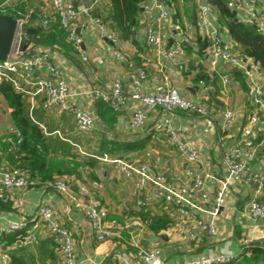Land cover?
Listing matches in <instances>:
<instances>
[{
    "label": "crops",
    "instance_id": "obj_1",
    "mask_svg": "<svg viewBox=\"0 0 264 264\" xmlns=\"http://www.w3.org/2000/svg\"><path fill=\"white\" fill-rule=\"evenodd\" d=\"M68 1L76 6H91L92 14L99 17L109 29L116 31L119 36L117 46L125 55V60L118 61L108 56L96 27L90 25L87 30H78L83 39L82 49L88 57L84 62L66 42L58 20L51 17L49 30H42L40 16L49 11L47 0H25V7L36 9L33 22L28 27L36 33L32 35L28 48L31 53L41 50L48 53L49 62L68 83L74 95L73 102L93 117L94 129L88 134L80 133L71 116L60 114L56 109L46 110L43 107L44 98L36 97L31 101L19 94L24 101L27 119L39 134L36 141L34 137L28 136L30 130L25 134L17 127L12 109L0 94V170L19 168L28 172L37 182V185L28 189L7 190L0 181V194L8 198L7 202L0 200V264L5 255L12 264H57V243L38 216L41 204L52 206L57 220L71 233L76 246L77 264H117L116 255L132 251V238H135L140 247H158L161 259L170 263L195 258L208 248H226L233 254L240 255L241 245L250 234L255 235L254 243L257 247L249 254L243 252L233 264H240L246 257H250L254 249L261 250L258 246L264 243V219L249 218L246 214L252 200L264 199V193L256 194L253 184L246 181L231 184L217 220L220 234L215 238H206L204 244L196 248L183 239L175 219L162 210V204L146 209L135 206V198L131 195L133 180L119 174L113 164L79 153L84 150L99 157L108 155L131 161H140L148 153L147 160L154 170L165 172L169 176L180 175L185 163L184 154L173 145L161 127L163 119L170 118L174 128L184 130L183 141L191 142L203 159L210 161L209 172L217 177L226 174L222 155L236 144L242 128L247 125L253 94L240 71L220 65L214 72H209L206 50L210 40L200 32L195 12L200 1L209 3L210 0H167L172 12V22L165 27L170 40L163 45V49L170 48L181 40L180 30L194 42L198 37L206 39V43H203L206 44L205 49L198 45L190 47L181 42L183 56L180 58L181 64L175 66L161 55L162 47L152 48L146 43L147 28L155 27L157 15L151 0H140L133 24L123 19L120 23L115 22L112 0ZM220 1L227 5L230 0ZM241 3L248 11L264 10V0H257L255 4L251 0H241ZM217 9L214 6L215 13L210 17L212 28L218 31L224 42L231 44L239 53L246 54L244 46L237 43L229 31V20L221 16ZM243 26L250 27L245 24ZM250 59L260 68L258 76L262 78L264 85V69ZM141 71L146 75L144 80H140L144 92L152 93L161 78L167 75L170 85L182 97L204 104L208 115L189 114L179 110L167 114L157 109L148 116L143 130L134 131L130 126L135 109L133 102L119 112H113L109 102L101 98L93 100L87 94L96 89L101 93H108L109 87L115 82L120 83L126 92H131L135 82L139 81L137 75ZM224 72L231 79L228 88L222 85L221 74ZM42 74L46 75L47 70L39 71L38 76ZM226 110L235 113L236 123L228 131H222L221 115ZM255 127L260 130L255 140L258 149L250 169L264 175L263 114ZM15 131L23 136L20 146L16 144ZM25 142L35 146L37 161L23 147ZM62 176L73 177L72 192L77 191L78 185H85L91 190L100 203L106 225L113 233L120 234L121 238L113 236L105 241H98L96 232L83 213L64 205L63 197L47 188L46 183ZM208 188L212 194L217 185L211 180ZM8 221H22L23 230L7 234ZM157 223L163 224L164 228L153 230L152 226ZM131 224L132 227H125ZM30 236L35 237V242L25 243L24 240ZM256 262L264 264V257H258Z\"/></svg>",
    "mask_w": 264,
    "mask_h": 264
},
{
    "label": "built area",
    "instance_id": "obj_2",
    "mask_svg": "<svg viewBox=\"0 0 264 264\" xmlns=\"http://www.w3.org/2000/svg\"><path fill=\"white\" fill-rule=\"evenodd\" d=\"M157 10L155 27H148L146 43L152 48L162 49L161 55L171 62L172 65H180L183 56L181 42L196 47V43L188 36L181 35V40L176 41L170 48L163 45L168 42L169 34L165 31L167 24H171V10L166 0H151ZM257 0H251L255 4ZM25 0H1L0 16H10L15 21V33L12 48L7 59L0 62V84L7 82L16 93L22 97L44 98L43 107L46 110L56 109L58 113L69 115L73 118L76 129L80 133L88 134L94 129V119L86 111L79 109L73 102V93L61 72L49 62L48 53L43 50L31 53L27 47L21 50L22 31L28 28L35 16V7H25ZM48 10L41 14L42 30H49L50 18L58 20L60 29L64 32L65 40L72 49L86 62L88 57L82 49L83 39L78 30H87L90 25L96 27L99 37L104 42L105 53L118 61H124L125 55L118 48L119 36L109 29L100 18L92 14V7L80 4H72L68 0H47ZM234 15L236 22L253 28L258 35L264 36V10H247L241 0H230L227 3ZM215 13L214 7L209 3L197 4L196 19L198 28L204 37L210 40L206 50L209 72H214L220 65L224 68L240 71L246 84L253 94L251 101V115L247 125L242 128L240 137L235 145L224 151L222 165L226 174L217 177L209 172L210 161L203 159L200 151L191 142L182 139L183 129L174 128L170 118L163 119L162 129L170 138L173 145L184 154L185 163L183 173L169 176L162 171H156L147 160L146 153L140 161H131L128 158L109 157L108 155L95 156L84 150L79 153L88 158H93L103 163L113 164L118 173L129 180H133L131 195L135 198V206L146 209L157 204L175 219L178 231L183 239L192 243L194 247L202 246L206 238L218 236L217 220L221 209L224 207L226 197L229 195L231 184L246 181L255 186L256 194L264 193V175L251 171L250 167L255 160L258 145L255 140L259 129L255 127L259 122L260 115L264 114V85L259 78L260 68L246 55L239 53L235 48L223 41L216 29L212 28L210 17ZM176 30L178 28H175ZM47 70L46 75H39V71ZM38 73V74H37ZM145 72L137 75V80L131 92H126L120 83H112L108 93L92 90L87 94L91 99L101 98L110 104L113 112H119L130 103H134L130 126L134 131H141L146 127L148 116L161 109L167 114L179 110L189 114L207 116L208 110L204 104L191 101L182 97L175 88L170 85L169 77L164 75L152 93L142 90L141 81L144 80ZM224 88L231 85V79L227 72L221 74ZM222 131H228L236 123V115L232 110H226L221 115ZM17 145L23 142V136L15 131ZM199 171V172H198ZM214 181L216 190L211 194L208 182ZM1 184L7 190H24L37 185L28 172L19 168L0 170ZM72 176H62L46 183L47 188L58 192L65 200L64 205L71 206L83 213L89 221L91 228L97 234V240L102 242L109 238L120 237L109 229L105 223L104 213L99 201L93 196L91 190L85 185H78L76 192H72ZM51 191V190H49ZM0 200L7 202L8 198L0 194ZM249 218L264 219V199L252 200L246 210ZM38 216L49 230L50 236L57 243V264H77V253L74 239L67 228L58 220L52 206L41 204L38 207ZM136 225H140L136 223ZM135 225V226H136ZM132 227L131 225L125 226ZM22 221H8L6 233L12 234L23 230ZM262 238V237H259ZM255 235L250 234L242 243L241 254H233L226 248L211 249L198 254L195 258L166 262L161 259L158 247L150 249L140 247L132 238L130 248L132 251L124 252L115 256L117 264H233L244 253H250L257 247L254 243ZM25 243L35 242V237L30 236ZM264 251V243L258 246ZM239 255V256H238ZM2 264H12L10 259L3 256Z\"/></svg>",
    "mask_w": 264,
    "mask_h": 264
},
{
    "label": "trees",
    "instance_id": "obj_3",
    "mask_svg": "<svg viewBox=\"0 0 264 264\" xmlns=\"http://www.w3.org/2000/svg\"><path fill=\"white\" fill-rule=\"evenodd\" d=\"M112 2L114 8L115 22L120 23L121 20L123 19V20L131 21L133 24L135 15L139 9L140 0H112ZM209 4L212 7L214 6L217 7L218 8L217 10L220 12L221 16H224L229 20L228 28L229 31L232 33L235 41L243 45L246 50L245 52L246 55L252 58L255 62L259 63L261 67L264 69V36L256 34L252 27L247 28L243 26L244 24L243 25L238 24V22H236L235 20L234 13L230 9H228L227 5H225L224 2L220 0H210ZM195 20H197L196 12H195ZM171 22H172V12H171ZM112 30L115 31L114 29ZM179 33L180 35H184L181 30L179 31ZM169 40H170V35L168 38V42ZM195 43L200 47L202 46L201 49L206 48V44H203L206 43V39L204 38L201 37L196 38ZM188 45L190 47H194L191 44ZM0 94L3 95V97L8 102L10 108L12 109V115L16 121L17 127L20 130H22L23 133L25 134L30 130L28 136L29 137L32 136L36 139V141H38L37 138L39 134L37 133L36 127L31 124L29 119H27V116L24 111V101L22 100L21 96L18 93H16V91H14L11 85L7 82H3L0 84ZM23 147H25V150H28L29 154L35 158L34 161L38 160L35 152L36 150L34 149L35 146H31L30 144L25 142ZM162 228H164V225L161 223H157L156 225L152 226V229L156 231H159ZM263 254H264L263 251L259 249H254L252 255L250 257H246L240 264H248V263L256 264L257 263L256 259L258 257H264L262 256Z\"/></svg>",
    "mask_w": 264,
    "mask_h": 264
},
{
    "label": "water",
    "instance_id": "obj_4",
    "mask_svg": "<svg viewBox=\"0 0 264 264\" xmlns=\"http://www.w3.org/2000/svg\"><path fill=\"white\" fill-rule=\"evenodd\" d=\"M15 27V21L12 17L0 16V62H4L10 53L14 39ZM35 33L36 31H33L30 28L23 29V39L20 45L21 50H26L31 41L32 35Z\"/></svg>",
    "mask_w": 264,
    "mask_h": 264
}]
</instances>
